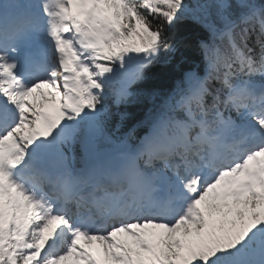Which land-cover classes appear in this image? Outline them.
<instances>
[{
    "label": "snow or ice",
    "instance_id": "1",
    "mask_svg": "<svg viewBox=\"0 0 264 264\" xmlns=\"http://www.w3.org/2000/svg\"><path fill=\"white\" fill-rule=\"evenodd\" d=\"M0 264H264V0H0Z\"/></svg>",
    "mask_w": 264,
    "mask_h": 264
},
{
    "label": "trees",
    "instance_id": "2",
    "mask_svg": "<svg viewBox=\"0 0 264 264\" xmlns=\"http://www.w3.org/2000/svg\"><path fill=\"white\" fill-rule=\"evenodd\" d=\"M181 76L182 73L179 69H174L172 72L159 68L154 70V74L148 82L149 88L154 95L148 97L147 100L142 102L141 106L132 105L129 108L132 117L129 122V126L136 127V134L138 136H142L143 132L146 130V128L140 124V121L146 117L148 110L152 107V104L159 102V94L171 90V88L175 86L176 79H179Z\"/></svg>",
    "mask_w": 264,
    "mask_h": 264
}]
</instances>
